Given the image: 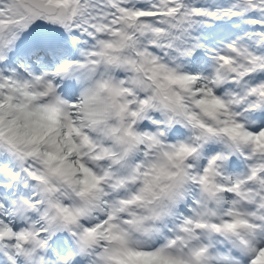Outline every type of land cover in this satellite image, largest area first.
I'll list each match as a JSON object with an SVG mask.
<instances>
[{"label":"snow or ice","instance_id":"1","mask_svg":"<svg viewBox=\"0 0 264 264\" xmlns=\"http://www.w3.org/2000/svg\"><path fill=\"white\" fill-rule=\"evenodd\" d=\"M0 264H264V0H0Z\"/></svg>","mask_w":264,"mask_h":264}]
</instances>
